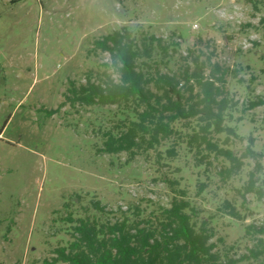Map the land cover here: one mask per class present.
<instances>
[{
	"label": "rangeland",
	"instance_id": "1",
	"mask_svg": "<svg viewBox=\"0 0 264 264\" xmlns=\"http://www.w3.org/2000/svg\"><path fill=\"white\" fill-rule=\"evenodd\" d=\"M123 29L179 42L177 56L193 49L237 71L226 85L237 103L228 116L239 134L232 148L242 157L252 144L260 157L244 158L227 184L215 164L205 199L196 200L216 214L218 247L235 246L237 257L253 245L246 226L264 225V195H247L246 222L217 210L225 198L241 203L239 190L259 161L255 178L264 192V105L250 107L264 100V0H0V264L51 261L53 250L70 240L62 211L74 194L86 196L85 204L96 196L113 210L156 208L171 198L169 177L194 182L190 154L163 167L156 155L127 161L124 154L98 152L102 143L89 124L106 118L109 108L77 113L67 105L49 115L66 100L71 80L84 83L86 73L109 62L107 53L88 55L93 42ZM195 172L208 182L204 168Z\"/></svg>",
	"mask_w": 264,
	"mask_h": 264
},
{
	"label": "trees",
	"instance_id": "2",
	"mask_svg": "<svg viewBox=\"0 0 264 264\" xmlns=\"http://www.w3.org/2000/svg\"><path fill=\"white\" fill-rule=\"evenodd\" d=\"M179 46V42L156 35L141 38L127 29L95 40L88 55L107 53L109 62L86 73L84 83L71 80L66 100L49 115L67 105L77 113L80 108H109L106 118L90 120L93 137L102 143L98 152L124 154L127 161L137 157L151 160L156 155V163L163 167L190 154L193 168L188 171H192L195 183L183 184L182 178L169 177L171 198L156 208L135 205L113 210L96 196L85 204L86 196L72 195L62 211L70 240L55 248L46 264H264V225L246 226L253 245L237 257L235 246L218 247L213 240L216 214H209L196 200L205 199L215 164L227 184L241 172L244 158L260 157L252 144L242 157L232 148L233 138L239 134L228 124V116L237 103L226 85L228 76L237 78V71L193 49L177 56ZM173 62L177 69L170 68ZM261 105L263 99L251 102L250 107ZM257 165L256 172L260 173V161ZM202 168L208 182L199 181L200 170L195 172ZM256 172L251 173L243 192L239 190L240 204L225 198L217 205L222 215L246 222L249 215L242 208L246 207L247 195H264ZM192 189L195 196H191Z\"/></svg>",
	"mask_w": 264,
	"mask_h": 264
}]
</instances>
